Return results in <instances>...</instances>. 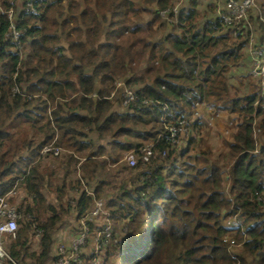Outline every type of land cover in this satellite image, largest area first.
Listing matches in <instances>:
<instances>
[{
  "label": "trees",
  "instance_id": "1",
  "mask_svg": "<svg viewBox=\"0 0 264 264\" xmlns=\"http://www.w3.org/2000/svg\"><path fill=\"white\" fill-rule=\"evenodd\" d=\"M177 1L40 0L30 13L25 0H0L14 2L21 46L0 14V198L23 189L49 212L32 219V202L20 201L7 249L22 264H54L64 217L76 218V236L96 199L108 210L88 221L91 236L111 234L82 264H264V76L249 73L250 50H264V0L238 24L216 0ZM125 88L137 99L125 104ZM204 102L239 114L219 150L194 117ZM180 118L191 120L185 146L162 137ZM151 141L150 161L122 160ZM52 144L61 155L42 153ZM236 217L242 227L228 222Z\"/></svg>",
  "mask_w": 264,
  "mask_h": 264
},
{
  "label": "built area",
  "instance_id": "2",
  "mask_svg": "<svg viewBox=\"0 0 264 264\" xmlns=\"http://www.w3.org/2000/svg\"><path fill=\"white\" fill-rule=\"evenodd\" d=\"M27 1L26 8L27 11L30 13L38 12V7L36 6V2H39L40 0H25ZM256 6V0H227L226 9L221 11L220 14L223 20L228 24H238L241 19H246L248 11ZM14 2H12V5L10 9L6 10L3 9L0 5V14H7L8 17L11 20L10 24V32L15 37V40L17 42V45L19 48L21 47L19 44V36H20V30L17 28L16 22H14ZM166 11H162V14H165ZM233 35L235 37H239L240 30L239 28H235L233 31ZM254 61L257 63V61H260V63L257 65L256 68H258L261 72V75L264 76V66L262 63H264V50L261 49H252L250 50ZM263 55L262 58L260 56ZM254 65H256L254 63ZM124 103L128 104L131 100L137 99L136 94L129 88H125L124 90ZM191 123V120L184 118L179 119L178 121H171L167 123L169 132L162 135L163 139H165L168 142L176 143L179 141L180 138H182V135H180L181 132L185 131L187 126L189 127ZM181 140V139H180ZM63 151V148L56 145H48L45 146L42 150V153L47 154L50 153L54 156L61 155ZM157 151L155 150V143L153 141L148 142L145 144V146L142 149H134L131 152H128L124 155L126 163L129 166H135L138 162V158L140 157L144 162L150 161L152 157H155L157 155ZM163 155L167 154V151L164 150L162 152ZM88 182V179H85ZM17 189L11 190L7 195L0 198V264H22L18 259H16L7 249V237L15 238L17 235V231L20 226V222L24 219L25 215L19 210V207H17L12 201V196L17 192ZM92 192V191H91ZM104 204L106 205L105 200L103 199H96L94 208L87 213L83 218H81V225L82 230L79 232V234L76 235L74 241L70 245L61 244L58 248L57 252V259L54 264H73L78 263L82 264L85 260L84 255L85 253L89 252L91 254L94 253V251L91 249L90 251L85 252L84 247H88V243L92 242V236H91V228L88 224V221L90 219L89 214L97 215L103 210ZM28 217H31V214L27 215ZM229 223L233 224L234 227L241 226L242 222L239 220V218H233L230 219ZM42 229H37V236H42ZM105 233L107 235H110V226L107 225L104 230H102L101 234L94 237V243H97L98 248L102 243L104 242L102 239V234ZM230 239V238H228ZM91 240V241H90ZM233 242V240H232ZM234 243V242H233ZM99 259L96 257L90 260V264H97ZM33 264H39L38 262H35Z\"/></svg>",
  "mask_w": 264,
  "mask_h": 264
},
{
  "label": "rangeland",
  "instance_id": "3",
  "mask_svg": "<svg viewBox=\"0 0 264 264\" xmlns=\"http://www.w3.org/2000/svg\"><path fill=\"white\" fill-rule=\"evenodd\" d=\"M66 2V1H65ZM189 0H178L177 1V7L176 8H179L180 6H183V5H187L189 4ZM216 2H219V8L221 11H223L224 9H226V4H227V0H216ZM232 34V32H231ZM230 36H233L231 35ZM246 48H244L245 50ZM248 49V52L250 50L249 47H247ZM254 63L256 65H254ZM254 63L252 64L251 66V71H249V73L253 76V79L254 80H260L261 78H263V76L261 75V72H259L260 70L257 67V65L260 63V61H257V63L254 61ZM250 67V65H249ZM264 74V73H263ZM121 95V94H120ZM205 105L208 106V111L207 110H204V108L200 109V113H202V115L206 118L204 119H207V122L209 127L211 126V130H210V136L209 134L207 135V138L209 139V144L211 146V149L213 151L215 150H219L220 148H223L224 147V140H229L230 139V135L231 133L234 131L235 129V122L236 120L238 119V113H233V112H230L228 110H221V111H215V107L210 104V103H205ZM199 107H201L199 105ZM206 112H209L210 115H208V113ZM219 114V115H217ZM195 115L197 116V113H195ZM261 120V116H259L258 118H256L255 120V135L257 136H261L260 135V129H259V122ZM208 127L206 125H204V131H206ZM217 132L219 133V135L217 134ZM185 136L182 135V142H181V145L185 146L186 145V142H185V139L186 137L184 138ZM122 160H125V157L123 156V159ZM112 167V166H111ZM87 181V180H86ZM87 185L85 182L82 183V186H81V189L83 187H86L87 188ZM86 191H88V193H90L92 191V189H90L89 187L86 189ZM238 192V190L236 191V193ZM44 194H45V191H44ZM67 196V195H66ZM45 197H47V201H50V202H53L55 203L56 200H55V197H54V194L53 193H46L45 194ZM13 203L19 207V203L20 201H30L32 202V206L35 207V212L32 213V219H34V216L35 214L37 213L38 217L41 219V220H44L45 218L47 219L49 217V212L47 211L46 207L44 206L43 203H36L34 201V197L33 196H26L25 194V191L22 189V191L18 190L13 196ZM11 198V199H12ZM48 204V203H47ZM107 202H106V205L104 204V207H103V210L98 213L97 215H91L89 214V221L92 220V219H96L97 217H104L107 213V210H108V207H107ZM74 219H76L74 217ZM102 220V219H101ZM73 221V216L71 214H67L65 217H64V221H63V224L61 225V227L59 228L60 230H63V229H69V232L71 233L70 231V227L71 228H74V221ZM230 221V219H228V222ZM76 223V221H75ZM112 223V222H111ZM38 222L35 220V225H37ZM117 227H120L119 224L116 225ZM74 233V231H73ZM76 236H73L71 240L69 241H64V242H61V244H66V245H70L74 239H75ZM9 240V239H8ZM91 241V240H90ZM94 238H92V242L88 243V247H84V251L87 252V251H90L92 249V245L98 247L97 243H94ZM70 243V244H68ZM60 244V245H61ZM234 244V243H233ZM56 246V244H54ZM59 245V246H60ZM241 245H236L234 244V246H232V250H237L238 247H240ZM99 259V258H98ZM114 261V260H113ZM117 262V261H116Z\"/></svg>",
  "mask_w": 264,
  "mask_h": 264
},
{
  "label": "crops",
  "instance_id": "4",
  "mask_svg": "<svg viewBox=\"0 0 264 264\" xmlns=\"http://www.w3.org/2000/svg\"><path fill=\"white\" fill-rule=\"evenodd\" d=\"M199 105L201 107H199ZM202 108H204V110H207L208 111V109H207L208 106L207 105H205L204 103L198 104L196 106L197 116H194V117H202L203 119L206 118V117H204L202 115V113H200V109H202ZM206 113H208V115H210L209 112H206ZM217 115H219V114H217ZM204 120L207 121V119H204ZM48 164H50L51 167H55V166L58 165V160L55 159L54 157H51V158H49ZM80 165H81V163H79L78 169H77V175H79V178H81V174H82V168H81ZM82 181H85V179H82ZM88 187L89 186L87 185V188ZM73 221L74 222L76 221L74 219V217H73ZM70 231H71V233L69 232V229H63V230H60L59 229V230L56 231V233H55V244H56V246L55 245L53 246V250H52V254H51L52 256H56L57 248L61 244V242L69 241V240L72 239V237L74 236L75 233H73V228H71V227H70ZM49 262H51V261H49ZM49 262H47V263L49 264Z\"/></svg>",
  "mask_w": 264,
  "mask_h": 264
},
{
  "label": "clouds",
  "instance_id": "5",
  "mask_svg": "<svg viewBox=\"0 0 264 264\" xmlns=\"http://www.w3.org/2000/svg\"><path fill=\"white\" fill-rule=\"evenodd\" d=\"M86 184H88V182Z\"/></svg>",
  "mask_w": 264,
  "mask_h": 264
}]
</instances>
